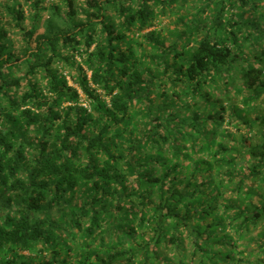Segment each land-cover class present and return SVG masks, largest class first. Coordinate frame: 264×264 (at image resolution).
I'll use <instances>...</instances> for the list:
<instances>
[{
	"label": "trees",
	"instance_id": "obj_1",
	"mask_svg": "<svg viewBox=\"0 0 264 264\" xmlns=\"http://www.w3.org/2000/svg\"><path fill=\"white\" fill-rule=\"evenodd\" d=\"M63 2L0 0V264H264V0Z\"/></svg>",
	"mask_w": 264,
	"mask_h": 264
},
{
	"label": "rangeland",
	"instance_id": "obj_2",
	"mask_svg": "<svg viewBox=\"0 0 264 264\" xmlns=\"http://www.w3.org/2000/svg\"><path fill=\"white\" fill-rule=\"evenodd\" d=\"M1 1H5V0H1ZM83 3H84V0H75L76 7H82L83 6ZM40 4H41V6H39V7L42 8L41 9V12L43 14V19H42L43 20V24H42L43 27L39 28V30H38L39 32L44 31L45 26L47 25L46 24L47 21H49L53 25L54 29H64L66 27V22L64 21V17H63V13L65 11V6H64L63 0H57V2H55L53 4H50V5H48V4L47 5H44L43 2L40 3ZM55 4L60 7V12H61L60 13V16H58V14L55 13L54 10L52 9V7ZM23 6L24 7H27V8H25V13H26L28 11V7L33 6V3L31 1V4H28V5L23 4ZM187 9H190V7H188ZM189 12H191V11L189 10L188 13ZM174 16H175L174 14H172V13H170L168 11H167L166 14H162V15L161 14H158L156 16V18H155V25L153 27H151V29H153V28H160V29L162 28L163 29L164 28L163 31L165 33L168 32L167 31L168 30V26L170 25V22L172 21V19L174 20ZM225 16H227L229 18L235 16L234 18L237 19V20H239V21H241V23L247 21L246 20L247 19L246 17L243 18V13H238V10L236 8L230 9L229 12L227 14H225ZM252 17L255 18V14L252 15ZM257 20H259V18ZM28 21L29 20H26L25 23L28 24L29 23ZM262 22L263 21H261V20L257 21V23H259V24H262ZM14 38L16 40V36ZM259 60H263V58L261 57V58H259ZM253 61H251L249 59V64H250L249 67L252 66L251 64L253 63ZM261 64L262 65L264 64V60L261 62ZM19 73H21V72L20 71H17L16 72V74H19ZM252 245L253 244H250V246H252Z\"/></svg>",
	"mask_w": 264,
	"mask_h": 264
},
{
	"label": "built area",
	"instance_id": "obj_3",
	"mask_svg": "<svg viewBox=\"0 0 264 264\" xmlns=\"http://www.w3.org/2000/svg\"><path fill=\"white\" fill-rule=\"evenodd\" d=\"M40 1V3H44V5H50V4H53V3H55V2H57V0H39Z\"/></svg>",
	"mask_w": 264,
	"mask_h": 264
}]
</instances>
